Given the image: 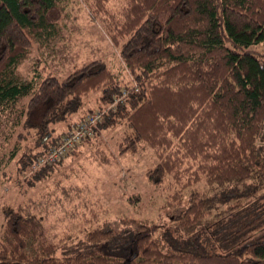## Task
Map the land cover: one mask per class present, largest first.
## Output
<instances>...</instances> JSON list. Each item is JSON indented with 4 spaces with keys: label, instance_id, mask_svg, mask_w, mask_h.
Returning <instances> with one entry per match:
<instances>
[{
    "label": "trees",
    "instance_id": "16d2710c",
    "mask_svg": "<svg viewBox=\"0 0 264 264\" xmlns=\"http://www.w3.org/2000/svg\"><path fill=\"white\" fill-rule=\"evenodd\" d=\"M83 1L125 76L97 58L64 77L43 67L20 79L17 64L55 34L67 0H0V174L24 194L4 212L0 264H264V54L249 48L264 40V0ZM96 111L91 134L32 169ZM118 131V153L152 150L146 179L171 190L161 209L179 213L120 215L51 238L47 200L32 188L68 176L81 156L112 164Z\"/></svg>",
    "mask_w": 264,
    "mask_h": 264
},
{
    "label": "rangeland",
    "instance_id": "374dc122",
    "mask_svg": "<svg viewBox=\"0 0 264 264\" xmlns=\"http://www.w3.org/2000/svg\"><path fill=\"white\" fill-rule=\"evenodd\" d=\"M123 2L110 0L109 5L115 10ZM53 28L55 34L50 39L34 40L28 53L20 59L15 70L20 79L29 78L36 68L44 71L45 67L59 77H64L97 58L106 60L120 76L126 75L118 48L112 44L102 21L95 17L85 1L67 0L61 19ZM249 48L264 54V40L251 43ZM93 103L89 96L84 97V105ZM62 127L56 124L55 132ZM120 133L115 132L110 138V149L115 156L112 164L95 166L81 156L73 162L74 168L68 176L58 180L57 175H54L32 188V196L36 201L42 195L47 200L46 209L43 205L42 209L45 210L41 213L45 216L43 222L49 228L51 238L75 237L81 235L83 229L93 221L112 220L120 215L154 217L155 223L160 219L170 222L169 217L179 213V208L161 209V204L171 190L164 185H153L146 179L145 171L156 163L152 150L147 148L135 154L118 153ZM5 167L8 175L13 174L12 162L5 164L2 169ZM26 175L24 173L23 177ZM16 182L8 181L0 174V228L4 212L24 198V194L18 193ZM49 192L54 193L48 196ZM134 194H139L140 198L131 200Z\"/></svg>",
    "mask_w": 264,
    "mask_h": 264
},
{
    "label": "built area",
    "instance_id": "2783aa9c",
    "mask_svg": "<svg viewBox=\"0 0 264 264\" xmlns=\"http://www.w3.org/2000/svg\"><path fill=\"white\" fill-rule=\"evenodd\" d=\"M123 99L124 93L115 102H122ZM101 113L100 111H96L86 119L78 122L70 132L61 138L57 145L51 147L45 155H42L33 163L32 169H36L46 163L57 161L74 143L80 142L85 135L91 134L92 126L101 117Z\"/></svg>",
    "mask_w": 264,
    "mask_h": 264
}]
</instances>
